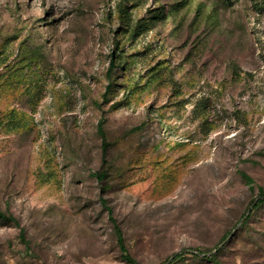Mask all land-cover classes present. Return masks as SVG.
I'll list each match as a JSON object with an SVG mask.
<instances>
[{
  "label": "rangeland",
  "instance_id": "1",
  "mask_svg": "<svg viewBox=\"0 0 264 264\" xmlns=\"http://www.w3.org/2000/svg\"><path fill=\"white\" fill-rule=\"evenodd\" d=\"M260 187L264 0H0V264H133L101 196L134 264H264Z\"/></svg>",
  "mask_w": 264,
  "mask_h": 264
},
{
  "label": "trees",
  "instance_id": "2",
  "mask_svg": "<svg viewBox=\"0 0 264 264\" xmlns=\"http://www.w3.org/2000/svg\"><path fill=\"white\" fill-rule=\"evenodd\" d=\"M120 7H122V5H120ZM112 65H114V60H112ZM109 87H110V82L107 84V88H109ZM104 120H105L104 116L100 118V120L98 122V132L103 137L102 149H103V153L105 154L106 149H107V141L105 139V132H104V126H103ZM106 174H107L106 170H100V171L94 172V175L97 177L98 180L104 179L106 177ZM244 176H245V179L247 182H249V183L253 182V180L250 176H248V175H244ZM101 202L106 207L108 214L110 216V219L114 224L118 243L120 244V247L122 250L123 258L129 263H133V264L136 263V260L128 252L127 247L124 243V234H123L121 227L119 226V224L117 222V219L114 217L113 208L108 205L107 199L104 198L103 196H101ZM262 204H264V188L260 187L259 188V194L257 195V197H255L251 200L246 212H244L240 221L244 223L251 216V214L254 213V211L257 208L262 206ZM0 219L5 220V221H12V222L16 223L18 226H20V236H21V238L25 239V230L21 226L19 220L15 216H13L12 214L4 211L1 207H0ZM230 233H231V231L229 232V234ZM229 234L221 239L220 245L221 244L224 245L225 240L229 236ZM220 245L215 246L216 251H219L221 249L222 246H220ZM199 253H201V252H199ZM179 256H180V253H175L171 257L167 258L163 264H171Z\"/></svg>",
  "mask_w": 264,
  "mask_h": 264
},
{
  "label": "bare ground",
  "instance_id": "3",
  "mask_svg": "<svg viewBox=\"0 0 264 264\" xmlns=\"http://www.w3.org/2000/svg\"><path fill=\"white\" fill-rule=\"evenodd\" d=\"M180 179H181V177H180ZM179 183V182H178Z\"/></svg>",
  "mask_w": 264,
  "mask_h": 264
}]
</instances>
